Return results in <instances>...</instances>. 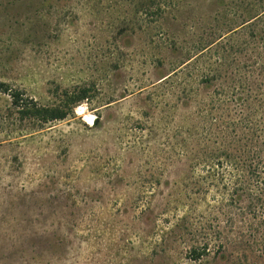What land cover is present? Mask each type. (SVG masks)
<instances>
[{
  "label": "rangeland",
  "instance_id": "1",
  "mask_svg": "<svg viewBox=\"0 0 264 264\" xmlns=\"http://www.w3.org/2000/svg\"><path fill=\"white\" fill-rule=\"evenodd\" d=\"M261 6L0 0V83L44 106L90 94L40 124L0 91V264H264V217L238 211L239 172L218 168L200 193L185 185L205 174L187 156L206 124L249 117L264 131Z\"/></svg>",
  "mask_w": 264,
  "mask_h": 264
},
{
  "label": "trees",
  "instance_id": "2",
  "mask_svg": "<svg viewBox=\"0 0 264 264\" xmlns=\"http://www.w3.org/2000/svg\"><path fill=\"white\" fill-rule=\"evenodd\" d=\"M258 3L264 6V0H258ZM260 8L263 7L261 6ZM263 14L264 8L260 9L256 18H258V16L263 17ZM262 19L264 20V17ZM244 23L251 24L252 21L251 19H248ZM253 25L254 28L257 26L256 23H253ZM254 28H252V30ZM261 32L264 38L263 28L261 29ZM0 91L9 96L12 108L17 111L21 116V119L36 121L40 124L65 119L71 110L70 107L80 101L88 99L90 96L89 89L81 87L74 93L68 94L66 91V99L62 105L44 106L37 103L33 98L27 96L23 90L12 88L6 83H0ZM249 94L250 93L247 95ZM244 100L247 102L246 108H251V105H249V99L246 98ZM262 101L263 100H260L257 108H260L264 115V105ZM244 116H246V114H244ZM98 122L99 117L97 116L94 119V123ZM250 124L249 117L229 119L221 125L206 124V127H203L205 143L200 149L187 156L192 167L195 168L198 165H202L205 174L197 176L189 175L190 182L185 185L187 188L193 185L197 192L200 193L202 190V183L206 182L209 178L210 180L213 178L216 179L215 175L218 174V168L230 167L236 172H239L238 177L241 180V185L239 184L236 189H234L235 193L241 190L249 198L244 207H238V211L241 214H249L255 219L259 209H261L262 216L264 217V196L253 193L252 188H250L253 185V182L264 184V131L263 129H258V125L251 126ZM242 126L243 130H252L251 133H247L249 131H242ZM262 127H264V125H262ZM228 129L229 131H227ZM214 130H216L215 133ZM260 130H262L261 136L259 135ZM220 174L221 173H219V175ZM221 178L222 176L220 179ZM190 192L191 191H185L181 194L188 196ZM235 196L238 197L241 195L236 193ZM188 225L190 226V220L188 217L184 216L178 220L177 227L182 231L180 236L187 234L186 230L189 228ZM248 226L249 228L253 227L252 224H249ZM207 246V241H204L200 245L198 243L191 245L189 249L191 260L199 261L203 258V255L207 252Z\"/></svg>",
  "mask_w": 264,
  "mask_h": 264
},
{
  "label": "bare ground",
  "instance_id": "3",
  "mask_svg": "<svg viewBox=\"0 0 264 264\" xmlns=\"http://www.w3.org/2000/svg\"><path fill=\"white\" fill-rule=\"evenodd\" d=\"M88 118V120H91L92 118H90V117H87Z\"/></svg>",
  "mask_w": 264,
  "mask_h": 264
}]
</instances>
